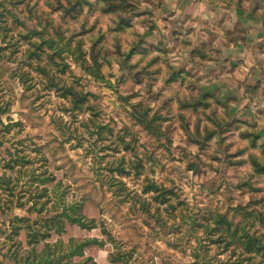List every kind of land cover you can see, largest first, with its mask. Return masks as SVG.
Here are the masks:
<instances>
[{
    "label": "rangeland",
    "instance_id": "rangeland-1",
    "mask_svg": "<svg viewBox=\"0 0 264 264\" xmlns=\"http://www.w3.org/2000/svg\"><path fill=\"white\" fill-rule=\"evenodd\" d=\"M211 2L0 0V48L11 43L0 60V176L18 177L23 162L13 168L11 157H26L16 190L26 199L35 189L27 172L53 173L46 207L57 187L99 222L92 230L66 222L62 234L65 242L104 240L85 251L97 264H264L230 242L238 228L264 241V67L222 60L223 46L242 32L204 18ZM41 39V60L32 62ZM65 86L87 96L81 106ZM150 182L165 190L164 201L143 192ZM54 213L0 210V225ZM219 216L232 224L216 225ZM3 227L0 263L15 264L3 253L16 238ZM19 241L27 248L25 231Z\"/></svg>",
    "mask_w": 264,
    "mask_h": 264
},
{
    "label": "trees",
    "instance_id": "trees-1",
    "mask_svg": "<svg viewBox=\"0 0 264 264\" xmlns=\"http://www.w3.org/2000/svg\"><path fill=\"white\" fill-rule=\"evenodd\" d=\"M33 34L37 35L39 34V32L34 31ZM44 44H47L45 39H41L40 43H34L35 47L28 57L30 61L34 62V60H41V53H39L38 51L40 50L41 52H44ZM48 46L49 49L54 50V47L52 45ZM6 47L9 49L11 47V43H8ZM6 47L0 48V60L5 58V55H2L1 52L7 51L5 50L7 49ZM12 52L13 51L10 50L9 55L6 56L8 60L11 59ZM132 52L133 50H131V53H129L128 55L130 56ZM49 57L52 59L53 54L49 55ZM86 62V60L82 61V67L90 74L97 77L96 70L87 69ZM60 64H63L62 68L68 67L66 63ZM40 69L43 73H46L49 81L52 82V84H56V82L53 81V78L51 79V77H49L48 71L45 67L40 66ZM100 78L103 77H101L100 75ZM64 90L65 96L71 98V102L74 104V107L81 106V103L87 98L86 95H82V93L76 91L71 86H65ZM4 111L5 109L1 107L0 113ZM148 128H153V125L150 124ZM126 146L128 147V145ZM11 160L12 163L9 164H11L13 168L15 167V165L19 164V162H23L20 170H23L22 168L26 162H30L29 160H26V157L20 155H13L11 157ZM137 168H140V166H138ZM20 170H18V177L16 178L7 176L6 174H2L0 176V190L1 192L5 191L8 196L1 201L2 193H0V210L2 211V213L7 214L9 212H14L16 209L24 207H27V211L29 213L41 214L43 211H52L55 213L54 215H51L46 219L39 217L35 220H32L30 217L14 215L9 219L8 224L6 222L2 224L3 226H6L3 227L5 234L10 239L16 238V241L18 240V237L21 235L22 231H25L27 247L24 249L23 243L21 241H14L13 244H15V247L12 249L13 244H11L7 251L3 253V256L14 260L15 264H97L96 260L92 257H85V251L87 247L92 245H97L100 247L104 246V240L99 239L98 237H87L84 239H76L74 237H71L67 242H65L62 239V234H64L66 231V222H70L74 225H77L79 228L86 230L97 228L99 226V222L95 218H87L85 215H83V213L81 212V205L69 203L67 204L63 199L62 194L57 193V187L55 188L56 202L53 203L50 208L46 207L47 203L51 202V200L53 199V197L50 195L51 192L49 191V187L47 186V184L53 182L56 183L57 181L56 176L48 171L38 173L36 172V169H33L26 173L30 175V185H35V189L34 192L29 193L26 199H23V193H20V191H16L21 180ZM116 170L119 175L128 174V172L122 167H119ZM139 172L140 170H137L136 173ZM119 182L121 183V181ZM41 185L43 186L42 188H40ZM36 189L37 191H35ZM149 191L155 192L157 196H160L162 198V201L166 199L164 198L166 197L164 195L165 190H163L155 182H150L146 185V187H144L143 192L147 193ZM42 198L46 199L41 201ZM145 211H148L147 208L145 209ZM215 224H226V226H230L232 223L224 217L219 216L215 220ZM53 234L58 235V238L54 243H51L49 239L52 238ZM235 241L240 242L245 252L249 254H256L257 256H260L264 259V241L260 236L251 235L243 228H238L232 234L230 242ZM41 243H43V248L39 251L37 246ZM5 245L6 242H3L0 245V251L1 248ZM76 257L82 258V260L76 261ZM109 257L111 262L117 261V259H115L112 255H109Z\"/></svg>",
    "mask_w": 264,
    "mask_h": 264
},
{
    "label": "crops",
    "instance_id": "crops-1",
    "mask_svg": "<svg viewBox=\"0 0 264 264\" xmlns=\"http://www.w3.org/2000/svg\"><path fill=\"white\" fill-rule=\"evenodd\" d=\"M198 6L201 10L207 8V4ZM208 11L203 13V17L206 18L205 15H209L210 23L214 19L218 24L219 18L224 21L227 29H234L233 25L241 28V40L237 41L236 45L223 46L222 60L230 57L232 59L229 63L232 64L234 59H240L245 68L254 70L257 65H259L258 70L260 65L264 67V0H212ZM220 26L222 27V24ZM258 48L262 50H257ZM262 73L264 81V72ZM249 76L252 80H256L254 75ZM242 82H244L243 79H241ZM231 83L234 81L231 80ZM261 87L264 88V83Z\"/></svg>",
    "mask_w": 264,
    "mask_h": 264
}]
</instances>
